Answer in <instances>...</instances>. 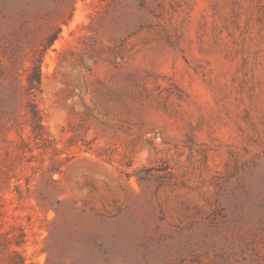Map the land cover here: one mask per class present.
Instances as JSON below:
<instances>
[{
	"label": "rangeland",
	"instance_id": "374dc122",
	"mask_svg": "<svg viewBox=\"0 0 264 264\" xmlns=\"http://www.w3.org/2000/svg\"><path fill=\"white\" fill-rule=\"evenodd\" d=\"M21 232L37 264H264V0H0V233Z\"/></svg>",
	"mask_w": 264,
	"mask_h": 264
},
{
	"label": "trees",
	"instance_id": "16d2710c",
	"mask_svg": "<svg viewBox=\"0 0 264 264\" xmlns=\"http://www.w3.org/2000/svg\"><path fill=\"white\" fill-rule=\"evenodd\" d=\"M53 36L51 40L56 38ZM42 56L31 59V72L25 75V92L27 94V101L25 105L26 121L31 132V142L34 148L41 152H48L51 155L52 162L48 167L47 172L51 175L54 172L60 171V166L56 167L59 155L62 149L56 146V141L47 131L43 124V116L38 105V95L41 93V65ZM18 149L23 153L32 151V147L22 137L18 144ZM88 149V148H87ZM72 155H65L60 161L67 163L72 159ZM0 264H37L34 262H27L25 256L18 249L24 243V233L21 232L18 236H4L0 233ZM15 246V247H14Z\"/></svg>",
	"mask_w": 264,
	"mask_h": 264
}]
</instances>
